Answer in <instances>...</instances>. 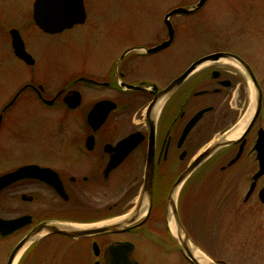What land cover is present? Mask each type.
Returning a JSON list of instances; mask_svg holds the SVG:
<instances>
[{"label": "flooded vegetation", "instance_id": "af4514ba", "mask_svg": "<svg viewBox=\"0 0 264 264\" xmlns=\"http://www.w3.org/2000/svg\"><path fill=\"white\" fill-rule=\"evenodd\" d=\"M36 1L30 6L28 0H0V93L9 84L10 94L0 100V155L6 140L38 137L49 155L0 170V176L20 174L0 189V219L13 223L0 233L1 264H8L15 246L32 234L14 264H74L73 253L84 247L90 251L86 264H141L137 241L179 259L183 250L171 225V203L198 247L182 221L181 195L191 179L211 171L221 154L218 168L230 176L228 206L235 205L241 219L264 225L262 29L253 52L243 40L241 50L210 46L199 54L191 46L197 42L195 27H150L148 37L139 32L144 38L132 39L130 29L83 27L89 17L82 0V23L45 29L34 20ZM79 29L80 37L90 38L82 40L88 49H79L76 64L49 66L51 60L38 58L47 38L66 39ZM218 52L226 56L210 58ZM38 61L48 67L41 76ZM247 70L261 90L254 119L257 93ZM245 177L248 184L241 186ZM102 225L115 227L77 237L45 229ZM259 231L256 250L264 259V232ZM53 236L62 246L35 251ZM81 255L77 264H83Z\"/></svg>", "mask_w": 264, "mask_h": 264}, {"label": "rangeland", "instance_id": "374dc122", "mask_svg": "<svg viewBox=\"0 0 264 264\" xmlns=\"http://www.w3.org/2000/svg\"><path fill=\"white\" fill-rule=\"evenodd\" d=\"M199 0H84L89 17V23L83 27H120V29H130L132 39L144 38L138 36L141 32L146 37L150 34V27H166L163 16L175 7L188 8L198 3ZM31 6L32 0H28ZM173 27H195L197 42H191L193 51L199 53L207 47L213 51L233 50L239 47L242 49V42L246 49L253 52L256 48L258 35L256 32L262 29L261 39V74L264 82V0H205L203 6L191 15H173L170 17ZM82 27V26H78ZM75 33L66 34L65 38H47V47L38 51V58H48L55 62L76 64L80 61L79 49H88L90 37H80L82 29ZM193 34V31H191ZM245 37V39H243ZM68 38V40H67ZM211 38V43H207ZM63 40L65 42L63 43ZM94 39V36L91 37ZM109 39L116 40L115 37ZM38 40H42L39 36ZM120 40V37H118ZM92 41V40H91ZM84 44V45H83ZM82 46V47H81ZM203 53V52H202ZM38 75L48 70L47 64L38 61ZM42 69V71H41ZM62 69H55L56 71ZM48 77V73H46ZM46 77H41L45 80ZM0 93L1 102L6 101L9 92V84L4 86ZM4 103V102H3ZM3 145L5 149L0 155V170L11 168L18 162L38 161L48 158L43 152L41 140L35 138L31 141L6 140ZM223 155H217L213 159V168L207 175H196L191 179L181 195V216L182 221L198 243L199 251L205 254L213 262L225 261L227 264H260L264 263L263 258H259L256 250V233L262 230L264 225L252 223L240 218V211L235 205L228 206L229 192L225 191V185H229L230 176L219 170V164ZM242 186L248 184L245 178L239 182ZM7 205V204H6ZM5 205V206H6ZM237 205V203H236ZM229 208V211H228ZM62 239L53 236L46 239L45 244H38L35 251L42 248L52 250L62 246ZM140 248L137 254L141 264H189L183 253L177 252L179 259L174 260L172 256L165 255L164 251H155L144 241H137ZM4 242H0V264L3 259L2 247ZM74 248H78L74 246ZM80 249L74 252L73 262L80 256L83 264L90 262V251ZM264 251V250H262ZM84 258V259H83ZM172 258V259H171ZM180 260V262H179Z\"/></svg>", "mask_w": 264, "mask_h": 264}, {"label": "water", "instance_id": "95a60500", "mask_svg": "<svg viewBox=\"0 0 264 264\" xmlns=\"http://www.w3.org/2000/svg\"><path fill=\"white\" fill-rule=\"evenodd\" d=\"M204 1L205 0H201L196 6H194L191 9L179 7V8H175L171 10L169 13L166 14L165 19H164L166 26L172 27V24L169 20L170 16L174 14H190L194 12L196 9H198L203 4ZM34 7H35L34 20L39 27H43L45 29L46 27H71L73 24L82 23L85 17L82 0H37L34 4ZM225 56H226L225 53H215L212 56H210V58H213L216 60L219 58H223ZM247 75L257 93L256 105H255L254 114H253V119H254L260 111L261 90L257 86V83L254 80L253 75L250 72V70H247ZM215 146L213 148H215ZM205 155L206 153L199 156L198 159L194 162L193 166H196L197 164H199ZM19 175H20L19 171H14V172L5 174L3 176H0V189L13 183L15 180H17V178H19ZM256 177L257 175H255L254 178ZM186 178H187V174L185 173L178 179V185L180 183H183ZM171 204H172L170 207V218L172 221L171 225L176 234V237L178 238L181 244V247L184 251L186 258L196 264H216L209 259H206L203 263H200L193 256V252L199 251V250L195 246L191 238L189 237L183 225L181 224L178 218L177 212H176L175 203L172 202ZM6 225L8 226L13 225V223L5 222L0 219V233H2L1 230L3 226H6ZM113 227L115 226L114 225H102V226H97V227L88 228V229L65 230L63 228H58L56 226H47L45 229L47 230V232L61 233V234L69 235L72 237H77V236H87L91 234L102 233L105 231L112 230ZM33 236H34L33 234L28 235L26 238L22 239L15 246L10 256L8 264L15 263V259L17 255L31 241Z\"/></svg>", "mask_w": 264, "mask_h": 264}, {"label": "bare ground", "instance_id": "6f19581e", "mask_svg": "<svg viewBox=\"0 0 264 264\" xmlns=\"http://www.w3.org/2000/svg\"><path fill=\"white\" fill-rule=\"evenodd\" d=\"M239 130L236 131L234 133V135H238L239 134ZM173 228V227H172ZM193 256L200 262L203 263L207 258L205 257V255L203 253H201L200 251H194L193 252Z\"/></svg>", "mask_w": 264, "mask_h": 264}]
</instances>
